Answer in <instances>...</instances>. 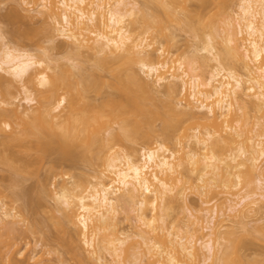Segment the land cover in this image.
Wrapping results in <instances>:
<instances>
[{
    "label": "bare ground",
    "instance_id": "1",
    "mask_svg": "<svg viewBox=\"0 0 264 264\" xmlns=\"http://www.w3.org/2000/svg\"><path fill=\"white\" fill-rule=\"evenodd\" d=\"M148 1V6H145L146 4L142 6L144 2L141 6H137L136 0H18L19 4L15 5L13 10H18L22 6L20 8L26 9L27 12L31 10L35 14L36 12L43 14V18H48L50 21L45 20L48 23L46 22L42 26L43 29L39 28V30L42 29L41 32L45 31L48 38L50 36L54 39L59 35L64 39L67 38L69 40L67 43L71 42L73 48L78 51L87 49V53L92 54V56L89 55L93 58H89V60H93V62H90L88 66L84 63L89 61L88 54L87 60L77 59V62H71V64L67 62L59 65L56 60L50 62L52 58L47 57L48 55L46 56L44 52H41L44 55L36 54L3 42V33L0 29V69L9 74L8 77L0 74V166H6V169L10 170L9 176H11H8L9 179L6 180H9L10 187L13 185L17 189V186L14 185L23 184L27 175H35L38 159H41L42 156L44 158L45 154L52 151L57 154V158L51 160L48 171L53 173L56 171L57 163L64 161L63 159H70L72 162L75 160L84 161L92 165L95 159L105 158L103 162L106 168L96 170L92 179L94 181L85 180L90 184L83 182L85 183L83 187L82 182H78L77 184L82 185V188L79 186L81 190L78 189L77 192L75 191V188H78L75 187L76 184L75 188H72L73 190L62 187L58 199L59 202L61 200L59 207L62 204L63 207H56V209L63 212V216L60 213L61 220H59V216L57 219L54 214H51L52 217L50 216V218L55 216L53 219L56 221L52 219L55 222L51 221L49 224H56L54 226L59 227L56 230H60V234L59 231L56 232L61 236L59 238L60 236L57 234L67 250L65 251L69 250V253L77 256L79 259L77 260L82 261L83 264V261L89 260L91 257L85 259L80 243L93 246L94 248H90V250L93 248V251L104 252L105 250L108 252L110 257L106 255L105 257L98 251L88 250L92 253L91 255L98 254L94 255L95 258L92 257L95 261L90 259L95 264H123L124 261H129L130 257L131 264H137L141 253V261L144 257L143 254L145 256L147 254V258L151 259L152 264H244L247 257L245 259L243 254L238 253L239 250L236 251V249V252L233 251V254L231 253L229 256V253L225 254L224 250L220 251V247L219 249L218 246L215 248L214 241L218 243L220 239V230L218 229L220 226L218 228L217 226L225 219L224 215L230 216L231 214L229 215L228 212L232 213V211L233 215L239 213L243 215L242 217L246 214L249 215L255 209L256 200L264 197V172H262L264 170L259 168V161L264 156V146H262L264 140L257 141L254 137L260 134L259 130L264 133V121L256 122L257 124L252 123L251 126L245 115H241L248 123L245 124L244 119L240 117L243 120L239 119L244 123L241 125L242 129L232 126L233 119L238 121L234 117L232 108L234 103H239L240 107L244 108L252 106L253 108H251L257 112L261 111V119L264 118V0L240 1V17L236 22L224 28V32L220 35L221 39L218 41L220 47H217L219 48L216 47V41L213 42V39L216 38L214 29H211L214 28L212 26L214 18L212 17L213 19L210 21L208 20L211 18L209 16L208 21H203L202 19H206L205 16L202 19L201 16L198 17L203 14L204 11L201 12L203 8L207 9L204 6L212 0H198L202 3V9L199 7L200 14L197 12V19L194 20L189 15H182L184 17L179 15L178 11L183 9L181 7L178 10L181 6L179 4L181 2L187 4V0H151L155 4L152 10L148 8L150 6V1ZM190 9L186 6L182 11L186 14ZM12 11L11 13H15ZM159 11L168 21L187 27L195 35H201L205 29L210 30L208 40L201 47L195 48L190 57V59L192 58L190 61H198L201 63L200 65H204L209 60H215L206 78H202L196 72L195 65L191 63L184 64L180 60H174L175 65H168V61L164 60L166 58L161 59L162 56L165 57L163 46H156L148 50L147 48L152 45V42L145 43L140 34H134L133 31L137 28L136 23L139 21L143 22L145 32L150 28L157 31L164 30L165 26L161 23ZM183 12L181 13L183 14ZM18 15L16 16L18 17ZM133 25H136V28ZM21 28H15L14 32L22 40L35 37L40 33L36 28V30ZM173 35L172 32L167 34L169 39H167V43L171 41L170 38ZM55 40L51 42V45L53 43L52 47L55 45ZM201 50H204L205 53L200 54ZM228 56L235 58L240 63L243 73H239L235 68L227 65ZM53 62L57 63V66L54 65L57 69L55 67L52 69L51 63L53 64ZM4 64L6 66H3ZM137 64L140 65V69L147 78L139 73L138 68L136 69ZM58 68L60 71H57ZM47 69H52L54 72L51 71L52 74H49ZM30 72L32 74L28 75ZM27 75L32 87L23 86L25 92L23 98L29 103H32L36 98L35 101L39 103L37 102V105L34 106L22 105L23 108H20V105L12 99L11 86L15 82H23ZM149 77H152V80ZM158 85L163 86L169 96L168 99L163 100L165 102L154 97L156 89L153 90V87ZM90 91H96L101 96L98 103L90 99L92 97L89 94ZM179 93L182 94V97ZM177 94L181 97H179V101L184 98L185 108L183 110H177L174 106L173 99ZM63 105L66 108V111L63 109L65 114L62 111H57ZM197 110L206 114L207 120H202L205 130H202L203 133L200 136V130L195 129L191 135L193 140H190L185 146L180 144L182 145L179 147L181 149L177 147L179 151L171 150L158 141L155 146L144 150L142 160H134L126 152L112 153L107 150L112 148L110 141L120 140L119 134L115 130L113 131V126H111L112 132L107 128L110 130L109 136L106 137L102 134V129L110 127L112 122L118 124L122 138L135 140L138 137H146L147 125L150 126L151 121L157 118L161 121L163 137L171 140L172 136L174 137L172 131L177 130L175 128L180 127L184 121L181 116L187 114V116L189 115L187 118L194 119ZM54 111L60 112L61 115ZM244 114L247 115V112ZM202 115L201 117L204 116ZM59 117L60 119H58ZM196 118L193 120L194 124L196 121H200ZM255 125L261 127L257 129V133H259L253 135L251 132L249 135L250 131L255 130L254 128L251 130ZM249 126L251 127L249 128ZM262 133L260 135L264 136ZM235 141L237 145L236 143L231 145L235 150L231 148L232 152L229 151V156L226 153L223 154L224 150L225 152L227 148L229 150L231 142ZM227 145L228 147H226ZM108 146L110 148H107ZM104 149L108 151V157L105 156ZM243 164L248 166V179H252L250 176L252 170L259 169L258 191L250 189L239 197L237 191L228 192L231 194L230 197H226L228 211H226L227 214L225 211L223 212L221 219L213 221L218 217L213 214L214 210H207L210 208H206L207 211L204 212L206 214L200 213L201 215L196 214L201 210L203 212L205 208H200L201 210L196 214L191 211L190 214H187L188 216L186 215L189 219L188 222L181 225L171 221L172 218L169 219L172 201L174 205L175 200L177 201V198L183 194V186L180 185L181 183L179 184V181H182L179 177L180 173H187L188 178H190L189 171L196 173L195 178L198 181V186L206 187V189L202 188L204 189L202 191L201 187H198L203 194L207 193L209 188L216 190L217 186L215 187V185L229 189L238 187L242 180L240 172ZM42 178L40 179L42 180ZM214 183L216 184L214 185ZM7 185L2 186L5 188L0 187V191L1 188L5 190ZM9 186L7 194L10 196ZM21 189L19 192L23 193L26 199L29 195L34 194L30 197V200L34 201L37 198L41 200L40 195L37 197V191L43 193L47 190V186L44 182L39 181L36 185L24 187V192H22L23 187ZM15 192L17 193L14 194ZM14 193L13 202L23 197L17 190ZM4 195L6 194L3 193V197ZM1 198L0 225L4 226L6 230L0 233V264H25V261L23 263L24 259L18 260L8 252L24 237L25 230L14 226L18 222V218L16 222L15 217L19 212L13 213V209H5L6 204L2 203L3 198L2 200ZM39 199L34 201L35 204L30 201L28 207L36 206ZM22 201L24 204L21 205V209L18 205L12 208L17 207L19 210L25 211L24 206L27 200L23 199ZM122 203H129L130 210H136H134L135 215L130 214L131 218L130 216L128 218L132 220L135 217V223L130 225V227L133 226L134 231L123 230L125 231L123 232L122 228L120 230L116 213L119 212ZM148 207L149 212L144 210ZM258 207L260 208V206ZM128 215L127 213L126 216ZM32 219L34 220V217ZM38 220L35 217L33 224L37 222L36 225H41L42 221ZM204 221L207 226L202 224ZM31 225L28 226L30 229ZM70 225H73L74 229H71ZM33 227L35 226L33 225ZM40 227L42 228V226ZM184 227L186 229L183 230ZM204 227L212 230L214 239L204 240L203 237L195 236L198 234L196 231L204 230ZM38 229L37 231H39ZM43 231H41V235ZM234 231H229V234L231 232L237 234L238 230ZM43 233L48 236L46 232ZM44 237L41 239L42 242L49 243V236L45 239ZM135 237L137 238L135 239ZM130 238L133 239L132 242H136V249L135 246H131L134 243L128 244ZM198 241L200 245H198ZM4 246H6L5 250L2 249ZM79 248L82 249L79 250ZM132 249L136 250L134 253L139 251L138 255L129 251ZM106 252L104 253L106 254ZM218 252L225 255L223 256L221 253L220 256ZM18 253L20 254V251ZM133 254L138 260L132 259ZM82 263L80 262V264ZM140 263L143 264L139 261Z\"/></svg>",
    "mask_w": 264,
    "mask_h": 264
},
{
    "label": "rangeland",
    "instance_id": "2",
    "mask_svg": "<svg viewBox=\"0 0 264 264\" xmlns=\"http://www.w3.org/2000/svg\"><path fill=\"white\" fill-rule=\"evenodd\" d=\"M144 1L145 0H136L137 6H141V4ZM147 1L144 2L142 6H144V4H146L145 6H148ZM149 1L148 2L150 3V6L148 8L152 10L154 8L153 6L155 4L152 3L151 0H149ZM240 1L241 0H212V2H209L210 4L208 3L209 5L207 4L204 6L207 9L204 10V8H203V10H201V12L204 11L203 12L204 15L202 14L203 15L202 16L199 12L200 11L199 9L202 7L201 6L202 3L198 0H187L186 1L187 4H184L185 2L184 3L181 2L183 5L181 3L179 4L181 6L178 8V10L181 9V7L183 9H181L179 11L177 10V11L179 12V15H181V17H184L182 15H189V17H191L193 20L197 19L198 13L200 14L198 17L201 16V19L204 18V16L206 17V19L205 18L202 19L203 21L207 20L209 18V16L211 17L208 19L210 21L214 18L213 23L215 25L213 24L212 26L214 28H211V29L212 30L214 29L213 32H215L214 34H216V38L213 39V42L216 41L215 42L216 47L217 46L220 47V43L218 41L221 39L220 35H222V33L224 32V28L230 26L231 23L236 22L237 18L240 17V14H241L240 6H239ZM17 4H19L18 0L17 1L16 0H0V29L3 33V39H2L3 42H6L8 45L13 46V47H19V48H24L26 50H30L31 52L36 53V54L38 53V54L44 55L43 53H41V52H44L46 54V56L48 55L47 57H50V59L51 58L53 59V60L51 59L50 62L56 60V61H58L59 65L65 64L67 62H69V64H71V62L72 63L77 62V59H79V60L80 59H86L87 60V58H86V56L88 54L87 49L82 50V51H78L77 49H74L73 48L74 46H72V43L70 42L71 45H70V43H67V42H69V40L67 38H65V39H67V41H65L63 36H60L59 34H56V35H59V36H56L58 38L55 37L53 39L50 36L48 38V36H47L48 34L46 35L45 31L41 32L40 30L43 29L42 26H44L47 22V21L45 22V20H48V21H50V20L48 18L47 19L43 18V14L40 13L41 14L40 15L36 11H35L36 12V14H35L33 11L28 10V12H30V13H28L26 11V9L23 10L22 8H20L22 6H20L18 10H13L15 5H17ZM183 6L184 7L187 6V7H189V9L191 8L190 11H192L194 14H190V13H192L190 11L189 12L185 11V12L189 13V14H187V13L185 14L182 11V10H184ZM206 6H208V7H206ZM12 10L15 13H18L20 16L18 14L11 13ZM185 10H186V8H185ZM180 11L183 12V14ZM159 14H160V18L162 21L161 23H163V25L165 26L164 30L157 31L154 28H150L147 30V32H145L143 22L139 21L136 23L137 28H136V25H133L136 28V29L134 28L135 29L133 31L134 34L135 33L140 34V36L144 38L145 43L152 42V45L149 48H147L148 50L153 49L156 46H163V49L165 50V55H164L165 57L162 56L161 59L166 58L164 60L168 61L167 62L168 65L169 64L175 65L174 60H180L184 64L191 63V64L195 65L196 72H198L202 76V78H206L207 75L209 74V71L212 69V65L215 63V60H209L206 63H204V65H200L201 63H199L198 61H195V60L190 61V60H192V58L190 59V57H191V54H193L192 51H194L195 48L201 47L208 40V38H209L208 35H209L210 30L205 29L201 33V35H195L193 32H191L189 29H187V27L185 28V27L178 25L177 23L168 21L163 16L161 11H159ZM8 15H10V16L12 15V16L10 17ZM16 15H18V17ZM29 16H32L33 18L29 17ZM8 17H10L12 19H10ZM44 17H45V15H44ZM15 28L16 29L17 28L18 29L30 28L31 30L37 29V31L40 33L35 31L38 33V34L36 33L37 37L35 35H33L35 37H31L29 39L22 40L18 36V34L16 32H14ZM39 28H42V29L39 30ZM170 32H172V34H174V35H173V37L170 38V40L172 42L170 41L169 42L170 44H169V43H167V39H168L167 34ZM50 38H51V40H50ZM52 40L53 41L55 40L54 47H52L53 43L51 45ZM219 47H217V48H219ZM80 49H82V48H80ZM69 53H71V54H69ZM199 53L203 54V53H205V51L201 50V51H199ZM90 55L92 56V54H90ZM90 55H89V57L87 56L88 60H89V58L93 59ZM90 62H93V60L92 61H90V60L85 61L84 63L86 64V66H88V64ZM55 64H54V62H53V64L51 63V65H53L52 69H54V67L57 66V63H55ZM59 65H58V67H59ZM227 65L229 67L235 68V70L237 72L243 73V68L241 67L240 63L235 58H233L231 56L227 57ZM3 66H6V65L4 64ZM137 68L139 69V71H140L139 73H141V75H143V77L146 76V74L143 73L142 69H140L141 68L140 65L137 64L136 69ZM52 69L51 70L47 69V71L49 70L48 71L49 74L51 73V71L54 72V70H52ZM55 69H57V68L55 67ZM57 71H60V69L58 68ZM0 74L5 75L7 77L9 76V74L7 72H5L1 69H0ZM30 74H32V73L30 72L28 75H30ZM28 75L23 80V82H21V83L15 82V84L13 86H11L12 94H13L12 99L14 100V102L16 104L20 105V108H23L22 105L34 106L38 102V101L37 102L35 101V100H37L36 98L33 99L34 101L32 103L27 102V100L23 98L25 96V92L23 91V86L26 85L29 88L32 87L31 83L29 82V76ZM33 75H34V73H33ZM146 78H147V76H146ZM36 87L39 88V86H37V85H36ZM154 87H156V88H154ZM154 87H153V90L154 89H156V90H154L155 95H154V93H153V95H154V97L156 96L158 98V100L163 101V100H166L169 98V96L165 92L166 90H164L163 86L158 85V86H154ZM61 91H63V90H61ZM89 94H91L92 97L90 99H92L93 102L98 103L99 100L101 99V96L98 93H96V91L95 92L90 91ZM179 94L175 95V97L173 99L174 100V106L176 107L177 110H183L185 108L183 105L184 104V101H183L184 98H183V100L181 99L182 101H179V99L182 97V94H180L181 97ZM247 98H249V97H247ZM247 98H245V99H247ZM163 102H165V101H163ZM251 107L247 106L244 108V107H240L239 103H234L232 108H233V112L235 114L234 117H236L238 119V121L233 119L232 126L234 125L239 129L242 124L244 125V123L247 124L249 122L251 125L252 123L255 124L256 122L261 123L262 121H264V118L261 119V114H262L261 111L257 112V110H254V109H252L253 107L252 108ZM63 109H65V111H66V108L64 107V105L59 107L57 109V111H62V113H63V112H65ZM57 111H54V112L60 114V112H57ZM244 111L247 112V115L244 114V113H246ZM199 112H201V111H198L196 113L195 117H197L196 119H199L200 120L199 122L202 123V120H207L205 117L206 114H204L203 112H201V114H199ZM63 114H65V113H63ZM60 115H58V116H60ZM201 115L204 118L201 117ZM241 115H245V118H246V120L248 119L247 120L248 122L245 120V118H243L244 116H241ZM188 116H187V114L181 116V118L184 119V121L180 124V127L178 126L177 128H175V129H177V130H174L175 132L172 131V133L174 134V137L172 136L171 140H168V139L163 137V134L161 131L162 130L161 129V121H160V119H157V118H155V119H153V121H151L150 124L152 126L151 125L150 126L147 125L148 127L145 126V127H147L146 128V131H147L146 137H143V138L138 137V139L136 138L135 140H133V139L128 140V139L122 138L120 130L118 128V124L116 122H112L110 127L113 126V131L115 130V132H117L119 134L120 140L118 139L119 141H117V142L116 141H110V145H112L111 146L112 148H110L108 146L107 148H110V149H107V150L109 152H112V153L117 152V151L118 152H126L131 156L132 159L142 160L144 150H146L150 146H155L157 141H158V142H162L163 144H165V146H167L171 150L179 151L177 149V147L179 148V147H182V145H184V146L188 145V142H190V140H193L191 135L195 132V129L196 130L198 129V131L200 130V136H201V133H203V131L205 130L204 129L205 125L203 123H202L203 126L198 121H196L197 123L195 122V124H194L193 120H195V117H194V119H190V118H187ZM228 116H230V115H228ZM60 117L62 118L63 116H60ZM60 117L58 119H60ZM240 117H242L244 119V123H243V121H241L243 119H241ZM204 122L206 123V121H204ZM2 123L3 122H1V124ZM2 125H4V124H2ZM191 126H193V127H191ZM251 126H249V128ZM110 127L108 126V127H106V129L105 128L102 129V131H103L102 134L105 135L106 137H107V135L108 136L110 135V133L108 134V132H110V130H108L107 128L111 129V132H112V127L111 128ZM244 128H245V126H244ZM246 128H248V127H246ZM253 128L255 130L250 131V133H248L249 135L251 134V132L253 133V135H255V133L258 134L259 132H260V134L262 133L260 130L257 133V131H258L257 129L258 128L260 129L261 127H258L257 125H255V127L253 126L251 128V130ZM6 129L8 130L9 128L7 127ZM241 129H242V127H241ZM260 134H258L259 136L258 135L254 136L255 139H257V141L258 140H261V141L264 140V136H262ZM262 134H264V133H262ZM238 139L241 140L240 137H238ZM262 142H264V141H262ZM232 143L233 144L236 143V145H237L236 141L231 142V144L229 142V144H230L229 150H228V148L226 149L224 147L226 149V152L224 150L223 154H225V153L227 155L230 154L229 151L232 148L231 147ZM180 144H182V145H180ZM262 144H264V143H262ZM262 146H264V145H262ZM226 147H228V145ZM233 147H234V145H233ZM186 148H184V149H186ZM105 149H104V151H105ZM179 149H181V148H179ZM232 150H235V149L232 148ZM108 151H105L106 152L105 156L107 155V157L109 155V154H107ZM52 152L48 153L47 155L45 154L44 158L42 156L41 159H38V161L36 162L37 163L36 164V174L35 175L34 174L27 175V178H25V180L23 182L24 186L21 183L22 187H23L22 192H24V187L26 188V187L32 186L34 184L36 185L39 183V181L44 182V184L47 186V190H45V192L47 191L46 193L44 191H43V193H41V191L40 192L37 191V193H38L37 197H39V195H40L41 200L39 198H37V200L39 199L40 201H38L39 203H37L36 206L33 205L34 206L33 208H32V206H29L30 207L29 208L28 204L30 201L31 202L33 201V200H30L31 199L30 197L34 196V194L32 196L27 195L29 198L27 197V199H26V196L23 195V193L19 192V190H22L21 184H18L20 186L14 185V186H17V189H16V187H13V185L11 186L12 187L11 188L9 186V183H8L9 180H6V179H9V177L11 176V175L9 176L10 170H7L6 166H3V165L0 166V187H2L3 185L6 186L8 184L5 190L4 189L2 190V188H5V187L1 188V191H3V192L1 193V191H0V198L2 197L3 201H4V202L2 201V203L6 204L4 207L5 209L11 208V209H13V211H12L13 213L19 212V213H17L18 216L15 217L16 222H17V218H18V222L14 226L21 229V230H25L24 237L21 240H19L17 244L12 246L8 252L12 253V256L18 260L24 259L23 263L26 262L27 264H80V262L82 263V261L79 262L78 261L79 259L77 256L75 257L74 255H72L73 253L72 254L69 253L70 252L69 250H68V252H66L67 250H66L65 246L62 245V243L59 239V238H61V236L59 235L60 230H58L59 234L57 233L58 231L56 230V228L58 229L59 227L54 226L56 224H53V225L49 224L52 221V219L55 218V216L53 218H50V216L52 217L51 214L56 215V218H57V216H59V218L63 216V212L61 213V211H58L59 209L58 210L56 209V207H59V203H61V200L59 202L58 198H59V194H60L62 187H65L67 189L68 188L74 189L75 187H78V188H75L76 189L75 191L77 192L78 189H80L79 188L80 185L77 184L78 182H82L83 187H84L85 183H83V182H86L88 184L89 181L93 179V175L95 174V172H97L96 170L106 168V165L103 162V159L105 161V158L95 159L94 163L92 165H90L89 163L84 162V161L82 162L79 160L78 161L75 160L74 162H72V160H70V159H63L64 161H61L60 163L58 162L57 163L58 165L56 164L57 165V167L55 166L56 171L54 170L55 172L53 173L52 171H48V168L52 162L51 160L52 159L54 160L57 158L56 157L57 154L54 151H52ZM230 152H232V151H230ZM104 153L101 155L103 156ZM177 153H179V152H177ZM225 157H227V156H225ZM260 160L261 161H259V168L261 167L262 168L261 170H264V156H262V158ZM244 165L245 164H243V166L241 167L240 174H241L242 180H240L241 182H239L238 187L229 189V188L224 187V186L218 187L219 185H215L216 183H214L215 187L217 186V189L214 187V189H216V190H211V188H209L210 187V185H209L208 192L203 193V194H201V191L204 190L202 188L206 189V187L198 186V184H197L198 181L195 178L196 173H194V172L192 173L191 171H189L190 178H188L189 176H187L188 175L187 173H184V174L180 173L179 177L181 178L182 181L181 182L179 181V184L181 183L180 185L183 186V189H182L183 194H181V197L179 196L177 198V201L175 200L174 205H173V201H172V205H171L172 209L170 210L171 215H169L170 216L169 219L172 218V220L171 219L170 220L178 223L179 225L184 224V223L188 222V220H189L187 217L188 216L187 214H190L191 211H192V213L196 214L199 210H201L200 208H205V209L203 212H201L202 211L201 210L196 215H199L200 213L206 214V213H204L206 208H210L207 210H211V209H212V211L214 210L213 214L217 215L216 217H218L213 221L216 222L218 219H221L223 212L228 211V208H227L228 200L226 197L231 196V194H229V193L237 191L238 192L237 196L239 197L241 194L246 193L250 189H254V190L258 191L257 190V184H258L259 169H256V170L254 169V171L252 170V175L250 174L252 179L250 178L251 179L250 180L247 178V177H249L247 175L248 174L247 172L249 170V169L247 170L248 166H244ZM57 171L60 174H58ZM182 171L184 172L183 169H182ZM182 171H180V172H182ZM262 172H264V171H262ZM253 176H254V178H253ZM41 177H43L42 180L40 179ZM85 180H89V181H85ZM248 180H250V181H248ZM92 181H94V180H92ZM75 184H76V186L74 187ZM200 184H202V183H200ZM8 186L10 188V192H9L10 196H9V194H7V192L9 191V189H7ZM198 187L199 188L201 187V189H200L201 191L199 190ZM212 188H213V186H212ZM13 189H14V191L17 190L18 193L21 194V197L23 195L22 198L25 199V201L29 200L28 203H26L27 201L25 202V204H26L25 205L26 207L24 206L25 211L24 210L21 211L17 207L12 208V207L18 205V207H20V209H21L22 208L21 205L23 206V204H24V203H22L23 202L22 198H20L21 200L19 199L18 201L16 200L15 202H13L14 199H12V198L13 197L15 198V195H13V193H14ZM4 191H6V192H4ZM12 191H13V193H12ZM3 193L6 194V195H4V197H3ZM16 193L17 192H15L14 194H16ZM39 193H41V194H39ZM24 196H25V198H24ZM255 197L259 198L258 196H255ZM2 198H1V200H2ZM16 198L18 199V197H16ZM35 198H36V195H35ZM33 199H34V197H33ZM259 199H257L258 202L256 200V205L254 206V208H255L254 211L250 212L249 215L246 214V216L244 215V217H242L243 215H240V213L238 215L237 214L233 215V211H232V213L228 212V214L229 215L231 214V215L230 216L224 215L223 217L225 219H223V221H221L217 226V228L220 226L218 228L220 230V235H219L220 239L218 240V243L214 241L215 248H217V246H218V249H219V247H220L221 248L220 251L224 250L225 254L229 253V256H231L230 255L231 253L233 254V251L236 252L239 250L238 253L243 254L245 256V259L247 257L246 263H244V264H254V262L256 260L257 261L255 264H264V197H261ZM37 200H34V201H37ZM34 201L32 204L36 203V202L34 203ZM56 205H58V206H56ZM121 205H120V207L118 206L119 212L116 213V215H117L116 219L119 221L118 224H119L120 230L122 228L121 231L125 230L127 232H131L133 230L132 229L133 226L130 227V225L131 224L133 225L135 223V221H134L135 217L132 216V217H134V218H132V220L128 219V218H129L130 214L135 215V212H134L135 209L130 210L131 205H129V203L128 204L122 203ZM258 206H260V208ZM27 207H28V209H27ZM62 207H63V204L59 208H62ZM60 210H62V209H60ZM144 210L145 211L148 210V212H149L150 209L148 207L147 209H144ZM60 213L62 214V216H60L61 215ZM127 213L129 214L128 216H126ZM195 214H193V215H195ZM226 214H227V212H226ZM32 217H34V220L32 219ZM35 217L37 218V220L40 219L42 221L41 225L40 224L36 225L37 222L35 224H33V221H35ZM130 218H131V216H130ZM190 219H191V217H190ZM13 220H14V218H13ZM40 220H38V221H40ZM53 220L56 221V219H53ZM59 220H61V218ZM213 221L211 222V224L214 223ZM240 221H241V223H242V221H243V223H245V222L246 223L244 225H242L243 223L241 224ZM38 223H40V222H38ZM42 223H43V225H42ZM204 223H205V221L202 224H204ZM30 225L33 228V230H32V228L30 229V227H28ZM33 225L35 227H33ZM204 225L207 226V224H204ZM40 226H42V228ZM36 227L43 229L44 231L40 230ZM35 228H36V231L34 230ZM29 229L32 230L33 232L30 231ZM37 229L39 231H37ZM71 229H74L73 225L71 226ZM184 229H186V227H184L183 230ZM5 230H6V228L4 226L0 225V233L5 232ZM233 230H235V231L238 230L237 234L235 231H234L235 233L231 232L229 234V231H233ZM41 231L46 232L48 234V236H49L48 242L49 243H46V241H45V244H44L42 242L41 239L44 236L45 237H48V236L43 232L41 235ZM71 231L73 232V230H71ZM125 231H123V232H125ZM199 231H202V232H199ZM197 232H198V234H195L196 237L197 236H199V238L203 237L202 239H204V240L208 239V238L214 239V234L212 233V230L209 228L204 227V230L200 229V230H197L196 233ZM200 233H201V235H200ZM57 234L60 236L59 238H58ZM67 234H65V235H67ZM45 237H44V239H45ZM136 238L137 237H135V239ZM97 239H98V237H97ZM130 239H129L130 242H128L129 240L127 241L128 244L129 243L133 244L134 243V242H132L133 239L132 238H130ZM46 240H47V238H46ZM135 243L131 246H133V247L135 246V249H136L137 247H136ZM81 244L82 243H80V247H83V254L82 255H85V257H86V258L85 257H83V258L89 259V257H91V258L94 257V255L96 253H93V255H91L92 253L89 252V251H93L92 249L94 247L91 246L93 248L90 250L91 247L89 245L86 246V244L85 245L82 244L83 245L82 246ZM95 244H96V242H95ZM97 244H98V242H97ZM198 245H200L199 241H198ZM84 246H85V248H84ZM94 246H96V245H94ZM123 246H125V245H123ZM97 247H98V245H97ZM133 247H130V248H133ZM86 248H88V249H86ZM2 249L5 250L6 246H4ZM81 249L79 248V250H81ZM134 250L132 249L129 251L130 252L133 251V253H134L136 251V250L135 251ZM138 250H139V248H138ZM19 251H20V254L18 253ZM95 251H98V250H95ZM95 251H93V252H95ZM217 251H219V250H217ZM104 252H106V251L104 250ZM104 252H101V250L98 251V253H103L101 255H103V256L106 255V256L110 257L108 252H106V254ZM138 252L139 251H137V253ZM137 253H134V254H137ZM221 253L222 252L219 253L220 256L222 254H223V256L225 255L224 253H222V254ZM244 253L247 255H245ZM134 254L132 256H134ZM82 255H81V257H82ZM96 255H98V254H96ZM234 255L236 256V253H234ZM237 255H239V254H237ZM141 256H142V253L139 256L140 262H142L143 264H152L151 259L149 260L148 259L149 257L147 258V254H146V256L143 254L144 257H143L142 261H141V258H142ZM244 256H242V257H244ZM130 258H129V261L126 260V261H124L123 264H131ZM133 258H136V257L134 256V257H132V259ZM85 259H83V260H85ZM89 260H85L86 262L83 261L84 264H87L88 262H90L92 264L95 261L93 258H92V260H94L93 262H91V260L90 261ZM136 260H138V259L136 258ZM139 261H137L138 262L137 264H139ZM96 264H99V263H96Z\"/></svg>",
    "mask_w": 264,
    "mask_h": 264
}]
</instances>
